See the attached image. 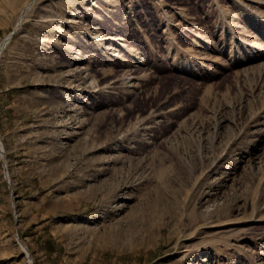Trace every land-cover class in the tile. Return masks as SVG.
I'll return each mask as SVG.
<instances>
[{
	"label": "rangeland",
	"instance_id": "1",
	"mask_svg": "<svg viewBox=\"0 0 264 264\" xmlns=\"http://www.w3.org/2000/svg\"><path fill=\"white\" fill-rule=\"evenodd\" d=\"M0 264H264V0H0Z\"/></svg>",
	"mask_w": 264,
	"mask_h": 264
},
{
	"label": "water",
	"instance_id": "2",
	"mask_svg": "<svg viewBox=\"0 0 264 264\" xmlns=\"http://www.w3.org/2000/svg\"><path fill=\"white\" fill-rule=\"evenodd\" d=\"M13 34V33H12ZM12 34L9 36V38L12 36Z\"/></svg>",
	"mask_w": 264,
	"mask_h": 264
}]
</instances>
